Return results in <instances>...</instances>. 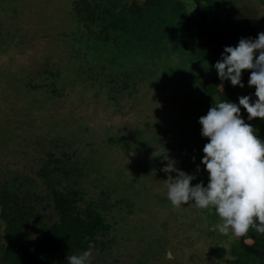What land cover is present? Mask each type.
<instances>
[{"label": "rangeland", "instance_id": "1", "mask_svg": "<svg viewBox=\"0 0 264 264\" xmlns=\"http://www.w3.org/2000/svg\"><path fill=\"white\" fill-rule=\"evenodd\" d=\"M227 1L219 0L216 7ZM45 3L49 9L42 15L47 19L39 28L34 24L41 21L32 19V26L22 17L9 24L4 6L9 4L7 11L14 18L15 4L0 0V22L5 23L0 30V185L12 183L11 179L18 184L22 175L33 177L35 191L42 197L30 191L31 201L42 218L54 221L57 212L48 205L50 195L38 172L45 165L42 159H49L50 154L62 159L67 153L79 168L71 174L72 169L66 165L69 176L61 178L62 183L81 191L82 207L86 201L95 202L94 208L110 225L99 238L111 242L103 249L89 244L85 253L80 251L78 260L86 264H197L195 255H203L211 264L231 262L229 250L221 245L226 239L230 246L229 239L234 240L240 233L238 226L232 218L226 219L227 223L216 216L205 224L204 217L224 213L225 203L216 202L221 190L208 182L224 184L233 176L238 143L224 128L230 111L219 101L221 119L216 115L206 118L202 114L209 108L205 99L192 91H198L196 84L187 85V72L196 78L209 75L206 65L196 62L188 70L191 62L186 64L179 58L164 33L157 37L158 42L147 36L152 28L144 29L156 25L150 12L142 17V26L138 22L140 28L129 24L126 30H114L110 45L100 49L91 41L93 32L86 34L77 23L74 0ZM228 5L226 9L234 19L244 22L250 16L264 32V0H230ZM193 6L188 5L187 13L194 12ZM162 23L166 32L175 28L170 21ZM182 26L184 31L187 24ZM33 32V37H26ZM123 33L127 36L122 37ZM137 34L151 37L150 48H144ZM156 42L163 45L162 55L158 56L162 60L149 55L151 49L155 52ZM81 58L90 62L85 63L84 74L95 73L92 61L98 64V73L81 75L74 61ZM167 58L173 60H164ZM153 61L162 68H153ZM44 63L51 66L49 70H45ZM97 77L114 79L119 87L127 85L125 91L132 96L122 92L127 97L119 98L117 112L113 106H105L106 97L100 98L98 106L78 97L84 92V96H91L95 89L105 96L115 92L108 87L101 92L102 82ZM80 83L85 88L75 96L82 90ZM133 88H138L134 95ZM61 93L74 96L59 105ZM193 117L195 121L190 125ZM21 189L22 195L28 191L27 185H21ZM251 194L252 185L242 203ZM241 245H234L235 256L244 252ZM252 251L251 261L259 262L257 251ZM223 252L224 257H220ZM171 254L181 263L166 259ZM40 256L49 261L48 254ZM244 259L241 256L233 264H246ZM207 261L201 263L210 264Z\"/></svg>", "mask_w": 264, "mask_h": 264}, {"label": "trees", "instance_id": "2", "mask_svg": "<svg viewBox=\"0 0 264 264\" xmlns=\"http://www.w3.org/2000/svg\"><path fill=\"white\" fill-rule=\"evenodd\" d=\"M11 1L15 4L14 18L9 16L7 11L9 4L4 6L6 8L4 13L9 19L11 18V20L8 19L7 21L9 24L13 20H19L22 17L29 25H32L30 23L32 19H36L38 22L41 21L34 25H40L38 26L39 28L42 27L47 19V17L42 15V12L49 9L46 7V0ZM229 2L230 0L220 3L217 8L216 5L219 0H200V40L196 35L195 7L193 6L194 12L187 13L188 5L190 3L194 4L193 0H74V13L81 30L86 34L93 32L91 41L102 49L104 46L110 45L109 37L114 33V30L125 29L129 24L140 28L138 22L142 26V17L150 12L156 25L149 27L150 29H144L146 31L152 28L147 36H153L154 40L158 42L157 37L159 38L164 33L166 36L165 40H169L171 44H174L173 48H175L179 58L186 61V64L191 62L188 70L194 68L196 62L197 64L203 63L206 65L209 75L206 78L199 76L196 78V76L192 74L190 76L187 72L189 80L187 85L191 82L196 84L198 91H192H194V94L199 93L200 99H205L209 108L203 111L202 114H206V118L216 115L218 119H221L223 112L218 106L219 101L230 111V120L224 128L238 143L234 174L227 183H208L215 184L216 188L221 190L220 197L216 202L220 205L225 203V205L223 207L224 213L218 212L219 215L223 217L224 221L232 218V222L239 228V233L241 225L230 211L228 201L235 194L241 192L244 187L243 166L247 146L244 141L242 125L246 114V101L236 96L227 86L222 74L220 55L213 46L223 53L228 81L237 92L247 97V102L251 108L246 124V132L253 146L248 166V189L252 185V194L249 200L243 203L242 199L244 196L237 198L233 202L232 207L246 222V242L264 251V32L262 33L256 27L254 19L250 16L244 22L234 19L232 12L228 8L226 9V7H229ZM163 11L165 15L161 14L159 16L158 13ZM183 15L185 16L183 17ZM161 21H170L175 28H171L172 30L169 29L166 32L164 28L166 25ZM2 23L5 24L3 21L0 22L1 31L4 29ZM183 23L184 26L187 24V28L185 27L184 31ZM24 28L26 27H23L22 30ZM32 35H34V32L26 37H31ZM122 35V37L127 36L125 33ZM134 35L136 36V34H132L133 39ZM137 37L140 39L141 35L137 34ZM150 39L151 37L148 38L146 36L141 38L142 43L146 45L145 49L150 48ZM125 41L128 40L126 39ZM202 41L208 45L203 44ZM157 42L155 43V52H152L151 49V54H149L153 59L158 58L161 54L160 51L163 50V45L160 47ZM86 44L88 43L86 42ZM132 44H134V40ZM48 46L52 48L49 44ZM156 51L157 54H155ZM166 55L170 56L169 52ZM158 59L162 60L161 58ZM164 60H170L171 62L173 58ZM46 61L49 62V60ZM74 61L78 71L81 70L80 74L85 77L94 76L99 71V69L96 70L95 66L98 64L92 61L91 68L95 73L84 74L86 73L85 63H90L87 58ZM154 63L153 68L161 67V64L153 61ZM32 64L34 63L29 64L28 67ZM50 67L44 63L45 70H49ZM182 76L185 77L183 70ZM97 78L100 83L102 82L101 92L107 87L115 92L108 93L105 96L104 93L100 95V92L95 89V94L84 96L85 92L79 94L85 88V85L80 83L82 84V90L77 92L75 96L79 94V98L83 97L80 99L87 100L85 103L95 102V106H98L97 102L101 101L100 98L106 97L105 106L111 105L114 107V111L117 112L120 104L119 98L123 99L129 94V97L132 96L131 92L125 91L128 90L127 85L119 87V84L115 83L114 79L104 80L100 79V77ZM137 90L138 88H133L132 94L134 95V93L138 92ZM122 92L127 93V95L123 96ZM61 94L59 105L64 104L66 100L70 99L69 97L74 96L70 95L68 97V94ZM193 121H195L194 117L190 119L189 124H193ZM42 162L45 165L42 167V171L38 173L46 183L45 189L50 195L48 205L57 212V218L54 221L47 222L40 216L36 205L32 203L30 191L34 192L36 197H42L41 194L35 191L37 184L33 177L22 175L21 179H18V184H15V180L11 179L12 183L5 182L0 185V218L3 219L2 225L6 237L5 258L14 264H86L78 260L80 251L83 250L85 253L89 244H94L97 247L101 245L102 247L100 248L102 249L106 247L111 242V239L102 240L99 236L106 234L110 229V225L105 222L99 209L94 208L95 202L86 201L84 207H82L79 203L80 201L84 202L81 191L70 184L62 183L63 180L61 178L65 179L69 176V168L72 169L71 174H74L75 168H79L76 161L70 159L68 154L65 153L62 159L50 154L49 159H42ZM66 165H69L67 170L65 169ZM75 183L76 179H74ZM21 185H27L28 194H21ZM212 206L214 211L215 200ZM226 222L228 223V221ZM36 229L38 233L34 232ZM16 233H20V236L17 237ZM229 240V252L231 257H233L230 264L238 261L241 256H243V259L246 257L244 260H247L248 264H264V255L258 252L255 253L260 261H251L249 252L254 251L240 244L239 234H236L234 240ZM236 243L244 249L243 253H236L237 256L233 254V248ZM43 253L49 255V261L45 262L40 256ZM221 255L224 256V252Z\"/></svg>", "mask_w": 264, "mask_h": 264}, {"label": "water", "instance_id": "3", "mask_svg": "<svg viewBox=\"0 0 264 264\" xmlns=\"http://www.w3.org/2000/svg\"><path fill=\"white\" fill-rule=\"evenodd\" d=\"M194 2V5H195V15H196V35H197V38L200 40V32H201V24H200V21H201V3H200V0H193ZM203 44L205 45H208L207 43L203 42ZM213 48L219 53L220 55V58H221V67H222V74H223V77H224V80L227 84V86L234 92V94L236 96H238L239 98L243 99L246 101V114L244 116V120H243V125H242V131H243V136H244V141L246 143V146H247V150H246V153H245V158H244V166H243V181H244V188L241 192L237 193L236 195H234L230 200H229V208L230 210L232 211L233 213V216L236 217L237 221L241 224V229H240V234H239V238H240V242L241 244L248 248V249H252V250H255L257 252H260L261 254L264 255V251L260 248H257L251 244H249L248 242H246L245 240V234H246V224H245V221L243 220V218L241 216H239L240 214L235 211L232 207V203L239 197H242L243 195H245V193L247 192L248 190V166H249V161H250V157H251V154H252V151H253V146L250 142V140L248 139V136H247V132H246V124H247V120H248V117L250 115V112H251V108H250V105L249 103L247 102V97L244 96L243 94L237 92L235 90V88L232 86V84L228 81L227 77H226V69H225V57L223 55V53L215 46H213ZM0 264H8L6 263L4 260H0Z\"/></svg>", "mask_w": 264, "mask_h": 264}, {"label": "flooded vegetation", "instance_id": "4", "mask_svg": "<svg viewBox=\"0 0 264 264\" xmlns=\"http://www.w3.org/2000/svg\"><path fill=\"white\" fill-rule=\"evenodd\" d=\"M2 220L3 219H1L0 218V260H4L6 263H8V264H14V263H11L10 261H8V259H6L5 258V248H4V246H6V237H5V235H4V229H3V223H2ZM225 240L226 239H224V241H223V243H222V248L225 250V249H228L229 250V244H227V243H225ZM4 244V246L2 245V244ZM178 253V252H177ZM179 254V253H178ZM180 255V254H179ZM203 255H195V258H194V262L195 263H197V264H202L201 263V261L202 260H206L207 261V259H204V256L202 257ZM220 257H224L223 255H220ZM170 258V259H169ZM232 258L233 257H231L230 256V260L229 261H232ZM166 259H169V260H171V259H174V260H178V258L177 257H173L172 256V254H171V256L170 257H168V258H166ZM180 263H181V261L180 260H178ZM170 262V261H169ZM183 262H184V260H183ZM207 262H209L210 264L212 263V262H210V261H207ZM223 264V263H222ZM227 264H230V262H228Z\"/></svg>", "mask_w": 264, "mask_h": 264}, {"label": "clouds", "instance_id": "5", "mask_svg": "<svg viewBox=\"0 0 264 264\" xmlns=\"http://www.w3.org/2000/svg\"><path fill=\"white\" fill-rule=\"evenodd\" d=\"M194 7H195V6H194ZM247 179H248V178H247ZM243 188H244V187H243ZM242 190H243V189H242ZM247 191H248V190H247ZM245 194H246V193H245ZM235 195H236V194H235ZM243 196H244V195H243ZM231 198H232V197H231ZM231 198H230V199H231ZM201 199H202V198H201ZM232 204H233V203H232ZM229 209H230V208H229ZM233 209H234V208H233ZM234 210H235V209H234ZM235 211H236V210H235ZM197 212H199V211H197ZM232 214H233V213H232ZM215 216L217 217L218 220H220V221L223 220V221H224V219H223L222 216H220V215L217 214V213H212L211 216L208 215V217H204L205 224L207 223V220H209L210 218H213V217L215 218ZM239 216H240V215H239ZM241 217H242V216H241ZM235 218H236V217H235ZM243 220H244V219H243ZM223 221H222V222H223ZM224 222H225V221H224ZM238 223H239V222H238ZM245 224H246V222H245ZM217 225L220 226L218 223H217ZM240 225H241V224H240ZM240 229H241V228H240ZM239 234H240V233H239ZM239 239H240V238H239ZM1 244H2V243H1ZM2 245L4 246V244H2ZM4 248H5V246H4Z\"/></svg>", "mask_w": 264, "mask_h": 264}, {"label": "bare ground", "instance_id": "6", "mask_svg": "<svg viewBox=\"0 0 264 264\" xmlns=\"http://www.w3.org/2000/svg\"><path fill=\"white\" fill-rule=\"evenodd\" d=\"M156 204V203H155ZM151 211V210H150ZM109 231V230H108Z\"/></svg>", "mask_w": 264, "mask_h": 264}]
</instances>
